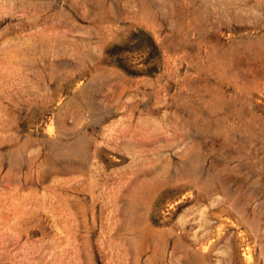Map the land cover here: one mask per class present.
<instances>
[{
	"label": "rangeland",
	"instance_id": "374dc122",
	"mask_svg": "<svg viewBox=\"0 0 264 264\" xmlns=\"http://www.w3.org/2000/svg\"><path fill=\"white\" fill-rule=\"evenodd\" d=\"M0 264H264V0H0Z\"/></svg>",
	"mask_w": 264,
	"mask_h": 264
}]
</instances>
